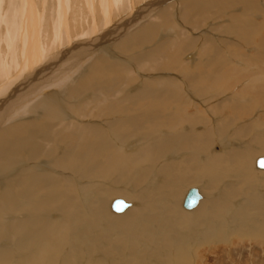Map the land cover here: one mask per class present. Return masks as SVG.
I'll list each match as a JSON object with an SVG mask.
<instances>
[{
  "label": "bare ground",
  "instance_id": "bare-ground-1",
  "mask_svg": "<svg viewBox=\"0 0 264 264\" xmlns=\"http://www.w3.org/2000/svg\"><path fill=\"white\" fill-rule=\"evenodd\" d=\"M14 1L17 0H13L12 2L9 1V3L10 5L12 4L15 14L12 9V11L9 10V3V7L7 9L2 7L4 6V3L7 2V0H0V24L3 23L5 26V32L2 33L4 37L1 35L2 37L0 38V43L5 42V40L7 43H5L7 46V48H5L7 50L6 55L5 50L3 51L5 52L4 55L2 54L0 47V77L3 74L5 75L8 73L9 69H13V65L16 64L15 67L19 69V72L14 78L19 83V88H22V86L24 88L25 86L27 87L25 84L31 82L33 76H39L41 72L45 73V71L48 70L52 64L49 62L48 64L44 65V67L39 70V73L32 72L29 74V72L23 76L24 72H26L29 68L27 69V66H25L26 64L23 65L15 63L17 61L16 59L18 53L23 49V45H34L32 42L30 43V40L34 37L28 38L27 36H33L35 29L39 30L40 28L41 30L45 31V26L44 24L42 25L44 28H41L40 26L41 22H43V14L41 15L39 12H36L37 10L34 6L36 1L19 0V8L15 5L16 3ZM130 1L134 4L133 0ZM255 1L256 0H182L180 17L182 21H185L190 26H192L191 29L193 31L202 27V20L210 17L209 13L211 12L212 8L220 9V3L226 7L232 6L235 3H243L242 5L247 11V14L244 13L246 18L243 21H241V19H237L241 22L237 23V27L230 26V28L234 30L231 33H236L239 41L244 42L246 45L252 44L253 46V42L255 40L259 41L258 35H261V33L264 31V23L260 24L257 22V15H254V12L258 11ZM87 2L88 7H90L92 4V8L89 9L93 15L91 16L93 23L91 20L92 25H89L87 31L89 34L87 33L84 35H77L76 30L83 26V24L79 23V19L75 20L79 13L77 11L74 12V6H72L73 3L71 2L72 4H69L70 0H61L60 4L57 3L59 6L56 7L57 17L55 16L54 21H52V25L49 24L52 35L49 33L50 36H47V40L41 35L43 37L42 41L39 39V37L34 38V42H37L39 48H35L33 46L34 53L31 52L32 54L27 57L28 62L35 59L38 55H40V58L43 57V55L46 58L47 54H52L56 48L60 49L63 48L64 45L70 44L71 39L69 36H72V34L74 35L75 32L76 37L91 35L93 38H86V41L83 39L82 42L80 41L77 43L76 41L75 43L71 42L74 44H70L71 47L69 48L67 47L65 50L67 52L69 49L75 50L78 46H80L78 44L82 43L83 52L90 53L93 48L96 50V47H98L97 45L101 41L103 42V38H111L112 41L116 39L115 36L112 37L115 32L112 33L113 35L108 36L110 31L108 32L106 30L103 33H99L98 30L101 29L103 24L111 25L113 20L111 12L116 10L117 13L122 12L124 9L125 0H91ZM169 2H171V0H153V2L150 3L149 0V2L145 3L144 6L140 8V10L143 11L145 8L148 10L151 6H155V4L160 6L166 5ZM132 5L131 7L133 8ZM169 5H173V2ZM43 7L44 6H42V9ZM22 9H25L23 13ZM26 9L28 10V14ZM68 10L70 11L68 12ZM167 11L168 10L165 11L161 8L157 12H160V15L163 18H168V20H170L168 13L169 11ZM18 12L19 15L26 14L24 16H27L26 21H28L26 22L24 18H21L22 23H20V19L18 21L15 20L17 18L16 13ZM137 12H140L139 9ZM251 12L253 13V16H251ZM7 13L9 15H7ZM117 13L115 12L113 16ZM101 22H103L102 25H100ZM150 22V24L147 23L141 27L137 26L136 30L131 32L129 35H123L124 37L122 40L117 43V48L125 51L131 50L136 46L143 45L144 42L151 41L153 39L154 31L159 27H157V24H155L158 22L154 21V24L152 21ZM25 25H27L29 28L25 27ZM259 25L262 28H260ZM105 27L102 26L103 29ZM228 28L229 27H227V29ZM242 29L243 31H241ZM181 30L183 31V28H181ZM172 32L173 31H171V33ZM117 33L118 35L121 34L119 32H116V34ZM182 34L187 39V41H184L185 39H177V36V38L172 39V43H170L174 46L176 45L178 50H188L193 44H198L195 43V41L199 42L197 41L198 35L196 38H190L185 30L182 32ZM243 34H249V38H244L247 35L243 36ZM6 37L8 38V41ZM215 39L211 37L204 39L203 44L200 46V51L198 52L200 53L198 57L199 59H195V56L193 57L194 52L193 55L191 52L188 55L182 53V55L185 54L186 57H189L188 61L185 63H191L189 65L190 70L188 72L179 70V68L182 67L177 65V63L176 65L173 64L166 68L159 65V62L161 63L162 61V50H164L163 48L165 44H159L155 47L153 46V49L149 50L147 53L142 52L141 54L139 53L135 55L134 60L136 61L137 66L134 68V71L132 68L128 69L129 65L126 67L127 64L125 65L123 60L119 62L117 60L110 61L107 60L105 55L100 59L99 62H97V66H95L94 69L98 70L101 75L99 78L95 79L96 82H99V80L100 82H103V85L99 82L100 85H96L95 88L98 90V88H100L102 85L99 90H102L103 92L100 95L94 94L95 96L91 100L89 99L90 101L87 104H93L95 106L90 112L88 111V107L81 109L80 106H78L80 109L77 110V106L76 108L74 107L75 103L73 106H67L69 109L67 110V108L65 109L62 106L59 100L60 95L58 96L57 93H52L51 91L48 92L49 90L45 92L44 89H40L45 88V84L40 88L35 87L34 90L37 89L38 91L40 89L38 92L40 95L37 93L38 96L33 101V103L32 101L29 105L27 103L25 106V112L27 114L33 115L30 118L37 115L42 116V119L44 120H42L43 123L36 124L31 121L32 125H30V123H24L20 125L11 124L9 126L7 125V127H3L0 130V264H57L59 259L63 260L64 264H71L70 262L73 264H85L80 263V259H85L86 255L88 257L89 255L94 257L96 250L98 253L100 252L99 254H96L103 257L101 253L102 251H106L105 247L103 246L105 244L104 242L106 239L110 240L111 236H117V240H120V238L124 236L123 239L126 241L125 244H122V248L125 250L128 249V235L126 232L128 229L126 225H121V222L129 223L131 225L130 230L132 229V233L136 238H138V235L145 234L147 237H149L148 240L152 242V234L150 232L152 231V228L149 229L146 226V223L154 227L160 224L172 231L170 227L173 225L171 223L173 220V215L176 214V222L179 224L194 221L197 217L202 216V211L205 210L207 203L200 204V206H198V203L191 209L184 207V199L191 188L187 190L182 201L183 208L191 211H189V214L187 215H184V213L182 214V212H180L178 208L180 202V197L178 196L179 190L176 188V185L181 184L179 180L193 182L198 178L194 176V173L201 167V164L199 163L200 157L196 156V152H198L199 156L201 151H207L209 146L214 143L215 140H217V135H220L222 132L221 129L218 131L217 125L216 127L211 125V120L214 121L215 119L214 115L217 116L219 114L221 115L223 111L226 112V109H229L231 106L230 103L235 102H237L238 107H242L244 109V112L236 117L231 116L230 119L232 120L231 123L233 124L237 123L235 121H237L238 117L239 119H244L245 117L258 114H255V111H258L260 114L264 113L260 112V110L263 108L262 105H264L263 94L255 101L253 99L254 97L246 100L244 103L237 101V97H240L242 94L243 96H241V98L244 100L246 99L247 96H245V94L247 92V88L249 89L252 87H248L249 85L242 87L238 92H235L236 94H228L226 98L223 97L221 101L219 100L220 102L216 101L215 103H210L209 100L216 99L218 95H209V90L217 88L215 93H218L219 90L217 86L220 84L226 85L229 82L233 84H241L242 79L247 77L239 75L244 73L243 71L245 70L249 71L248 68L252 71L249 73L250 79L246 84L251 83L250 85H254L255 82H264V69L262 68V66L264 67V60L263 64L260 65V70L263 72L259 73L258 70L256 71L257 68H260L258 66L259 64H257L258 62H256L258 61V56L252 59L246 58V61L244 60L242 62L239 57V54H242V49L237 47L235 49L234 46L236 43L233 41V39H224L223 41H220V43H222L224 46L230 47V55L228 56L226 51L223 49L224 46H221L219 41H216ZM17 40L21 42L18 48L16 47ZM259 42L260 45L264 44V38L261 37ZM172 45H170V47ZM103 49H105V47ZM98 50L100 51V49H97V51ZM178 50L177 54H179ZM260 54L264 56V50H260ZM50 57H52V55ZM50 57H48V59ZM244 57L249 56L245 55ZM40 58L38 59L40 60ZM7 59H9V61H7ZM236 59L237 62L240 60L242 62L240 64H245L247 67L243 69L242 67L239 68L240 66H237ZM13 62L14 64H12ZM130 64L132 65L131 62ZM31 66L32 65H29V71L32 70ZM137 67L140 71H144L145 73L153 72L154 74L161 71H178L183 75L184 78L181 76L180 77L186 81L185 83H187L190 87H194L200 91L198 94H201L203 97L202 102L204 101V104L202 103L201 106L203 108H200V106H197L195 103V106L192 107L194 110H188L191 108L192 101L191 99L188 101V99L183 96L185 93L182 94L180 89H182L183 85L186 84L183 82L181 87V83L176 79L177 77H169V75H166L165 77L162 75L153 76L152 79L149 80L150 82L145 84V86H141L137 82V84L130 86L131 89L126 87L130 81L135 79L134 74L139 72ZM175 75H177V73ZM13 79L6 83V86L8 87L1 86V88L3 87L5 91L3 93L0 92V101H3L0 103H4V101H8V98L15 96L16 91H22V89H17V87L10 89L12 86L11 83L14 82ZM19 79H21V81L24 79L23 83L25 81V84L20 83ZM120 81L124 82L123 87H120V84H122ZM63 83L65 84V81ZM107 83L111 84V86H105ZM233 86L235 85H232L231 87ZM261 87L263 88V86L259 85L257 90L260 91ZM80 88L76 89V91L79 92ZM122 88H124L125 91H127V88H129V91L131 92L127 93L125 96H120V90ZM184 88L185 87H183V89ZM8 90V94L3 96ZM206 95L209 98H205L204 96ZM21 108L23 109V107ZM21 108H18L19 111H15L16 113L13 115L17 119L20 117V115H24V113H20L22 112ZM232 110H234V108H232ZM69 111L74 113L76 116L71 115ZM193 111H196V119L194 123L188 118L190 114H194ZM233 113L237 114L239 112L235 111ZM5 116L6 115H3L2 117L0 115V124H3V122L6 120ZM75 117H77L76 120ZM260 118H263L262 122L264 123V116H260ZM98 119H101V122L104 121V123H99ZM183 119L185 120L184 122H186L187 119L189 120L186 123L180 122V120ZM8 121L9 120H7V122ZM255 121L261 120L257 119ZM196 124H200L199 128L202 129L196 131L197 133H194L195 131L192 132V130L195 128V126H197ZM262 124H258L256 126V123H254L253 119H251V122L248 125L243 126L241 131L246 133L245 137L249 134H253L255 137L252 138L250 136L251 139L260 141L264 136L260 133L262 130H264L262 129ZM252 125L256 127H252ZM186 126L188 129L186 128L187 130H184ZM162 127H167V131H164L165 129ZM214 132L217 134L216 137ZM238 133L239 132H237V134ZM221 136L222 135H220V137ZM218 139L220 138L218 137ZM180 142H182V145H184V149H190L188 151L186 150L185 153L180 151V155L188 154V156L182 161L171 162L168 158L172 159L173 157H177L179 154L178 151L181 150V147L179 148L177 145ZM190 143L198 144L197 149H194V153L192 152L193 150L191 149ZM221 143L225 146V148L229 149L227 150L226 154H224V156H217V159H214V164H206L208 169L213 170L214 172L217 169H223L225 164H234L236 162L242 168H244L242 163L245 162L246 157H243L242 151L240 149L237 150L238 148L231 147V142L229 141ZM186 145L189 147H185ZM57 153L60 154L59 158L56 157ZM202 158L203 157H201V159ZM208 158L210 159L209 155ZM257 158L254 160L255 164ZM154 159L165 160L166 166H158L159 168L156 167L155 163L153 162ZM203 159L206 161V163H208L205 156ZM56 160H59L58 165L56 166L62 168L63 170H59L54 167L52 168L50 166V163L54 166L55 164H53V162ZM211 163L212 162L209 164ZM128 165L130 166L129 168ZM178 173H180L182 177H177ZM135 176H150L148 182L149 187L152 188L155 186V189H157L155 192L146 195L148 198L145 200L146 204L140 203L143 206H141L139 203L137 204L140 205L139 207L141 208L136 206L131 208L130 206H132V203L127 202L126 200L129 205L124 210L113 211L111 204L115 198L110 199L111 196L116 194L129 198V195L127 192L122 191L123 189H112L107 185V183L110 182L108 180H112L116 186L119 182H124L125 179H127L129 183L130 181L133 183V180L131 179H133ZM163 177H165L164 179L167 180L166 182L162 180ZM141 179L142 178L139 180ZM152 180H154V182H152ZM160 180L165 183V187L171 186L172 182L174 181L173 183L175 184H172V190L167 191L163 188V186H156L158 183L161 184ZM124 189L128 191L127 188ZM156 195H160V199H158L159 197L157 198ZM169 197H173V200H170ZM201 199L199 201L200 203L202 201ZM161 206L163 209L160 212L159 208L161 209ZM108 208L116 215L111 214ZM124 211L125 214L119 215ZM78 226H80L81 229H79L77 232L76 227ZM116 227L119 228V231L116 229ZM106 235L109 236L105 237ZM170 237L173 238L175 236L171 234ZM133 243L134 242H132V244L129 243L130 250L133 251V255H141V258L139 261H137L138 263H134L133 258H129L132 259L130 260L131 263L151 264V262L148 260L150 258L149 255L152 252V256H155L157 252L161 253L160 251H153L156 250V248L151 250V243L148 242V244L147 241H143V243L141 242L140 246ZM111 248H107V250L110 251ZM142 248L146 250L144 254H142L143 252L141 253ZM149 250L150 253L148 255L147 253ZM17 253H19V255ZM79 254H81L83 257H79ZM60 257H62V259ZM17 258L19 259L16 260ZM108 262L109 264H115V262H111V260H108L107 263ZM87 264H91L90 261Z\"/></svg>",
  "mask_w": 264,
  "mask_h": 264
},
{
  "label": "rangeland",
  "instance_id": "rangeland-1",
  "mask_svg": "<svg viewBox=\"0 0 264 264\" xmlns=\"http://www.w3.org/2000/svg\"><path fill=\"white\" fill-rule=\"evenodd\" d=\"M9 1L12 2L13 0H7V2H5V3L3 2L4 6H2V7L7 9L10 5ZM32 1H36L34 4V6L36 7V10H37L36 12L37 13L39 12L41 15L43 14L42 15L43 16L42 17L43 22H41L40 26H41V28H44V26H45V31L41 30L40 28H39V30L35 29L36 32L34 31L33 36H27V37L28 38L39 37V39L41 41H42V38L44 37L47 40V36H50V34H51V29H50L51 27H49V24L52 25V21H54L55 16L57 15V8L56 7L59 6L57 3L60 4L61 0L60 1L59 0H43L44 2L41 0H32ZM87 1H91V0H85V1L84 0H70V3H69L70 5L73 3L72 6H74L73 7V9L75 10L74 12L77 11L79 13V15L75 18V20L79 19V23L83 24V26L79 27V29L76 30L77 35L78 34H82V35L87 34L89 25H92V23H93V19L91 18V16H93V15L91 14L92 12L89 9V8H92V4L90 5V7H88ZM128 1H129V3H128ZM133 1H134V4L130 0H125L124 9L122 10V12L117 13V10L111 12V14H112L111 16L113 19L111 22V25H109V24L108 25H104V24L102 25L103 22H101L100 25H102L103 27H105V26H108V27H105L103 29L101 26V29L98 30L99 33H103L104 31L107 30L108 32L110 31L108 33L109 34L108 36H110V35H113L112 33L115 32L112 37L115 36L116 39L115 40L113 39L114 41H112L111 38H107V39L103 38V42L101 41L97 45L98 47H96V50L93 48V50L90 53L89 52H86V53L83 52L82 43H79L78 45H80V46H78L75 50L69 49L68 52L65 51L67 49V47L68 48L71 47L70 44H74L75 41L77 43L80 41L82 42L83 39H84V41H86V38H88V39L93 38V36H91V35L76 37V35H75L76 32L74 33L75 36L73 34H72V36H69L71 39L70 41L74 42V43L70 42V44L64 45L63 48H60L62 51L59 48L58 49L56 48L55 51L52 50L54 52L52 54L51 53L47 54L46 58L43 55V57H41L42 60L40 58V55H38L35 59L28 62L27 57L30 54H32L31 52L34 53V47L39 48L37 42H34L35 41L34 38H32L30 40V43L32 42L34 45H30V44H29V46H27V44H25L26 46L23 45V49L20 50V52L18 53V56L16 59L17 61L15 62L18 64H23V65L26 64L25 66H27V69L29 68L26 72H24L23 76H25V74H27L29 72H30L29 74H31L32 72L39 73L40 72L39 70L42 69V67H44V65L48 64L49 62H50V64H52V66H50L49 69L45 71V73L41 72L39 76L38 75L33 76L32 77L33 79H31L30 83L27 81L28 83L25 84V81L23 83L24 79L22 81H21L22 78L19 79L20 83L27 85V87L25 86L24 88H23V86H22V88L21 87L19 88V83L14 78L17 76V74L19 72V69L15 67L16 64L13 65V69L12 68L9 69L8 73H6L5 75L3 74L2 75L3 77L2 76L0 77V92L1 93H3L5 91L3 89V87L1 88V86L8 87V86H6V83L10 82V80L13 78H14L13 79L14 82L11 83L12 86L10 87V89L13 87H17V89H22V91H19V90L16 91L15 96L8 98L7 99L8 101H6V102L4 101V103H0V107H1L0 115L2 117H3V115H6L5 116L6 120L4 121L6 123L3 122V124H0V130L3 127H7V125L9 126L11 124L12 125H15V124L20 125V124H24V123H27V124L30 123V125H32L31 124L32 122L36 123V124L43 123L44 120L42 119L43 118L42 116L37 115V116L30 118L33 115L27 114L25 112L26 111L25 106L27 105V103H28V105L31 104V101L33 103V101L37 98L38 94L40 95V93H38L40 89L41 90L44 89L45 92L49 90L48 92L51 91L52 93H57L58 96L60 95L59 100H60L62 106L65 109L67 108V110H69L67 106H69V107L73 106V104L75 103L74 107L76 108V106H77V110H79L80 108L84 109V108L88 107V111L89 112L92 111L95 106L93 104H87V103L95 95H100L103 92L102 90H99L103 85V82H100V80H99V82L102 83V85L100 86V88H98V90H96V88H95L96 85H100V83L98 81L96 82L95 79L99 78V76H101V75H100V72L98 70H94V69H95V66H97V62H99L100 59L103 58L105 55H106L105 57H107V60H110V61H116L117 60L119 62V61L123 60L124 64L125 65L127 64L126 67H128V65H129L128 69L132 68V70L134 71V68H136V66H137L136 61L134 60L135 55H137L139 53L141 54L142 52L147 53L149 50L153 49V46L155 47L159 44H165L164 48H163L164 50H162L163 51L162 61H161V63L159 62V65L161 67L166 68V67H169L173 64L176 65V63H177V65L182 67V68H179V70H182L184 72H188L190 70L189 65L191 63H185L189 59V57H186V55L190 54V52L193 55V52H194L193 57L195 56L194 57L195 59H199L198 57H199L200 53H198V52L200 51V46L203 44L205 38H207V37H211L214 39L216 38L215 40L219 41V43H220V41H223L224 39H229V40L233 39V41L236 43V45L234 46L235 49H236V47L242 49V54L239 52L241 54V55L239 54L240 60H242V62H243L244 60L246 61V58L252 59V58L258 56V61H256V60H254V61L258 62L257 64H259L258 66L260 68H257L256 71L258 70L259 73L263 72L262 70H260L261 69L260 65L263 64L264 56L262 54H260V50H264L263 49L264 44L260 45L259 41H260L261 37L264 38V31L261 33V35H258L259 41L255 40L253 42V46H252V44L246 45L244 42L239 41L237 34L231 33L234 30L232 28H230V26L237 27V23L243 21L246 18L245 17L246 15H244V13L247 14V11H246V8L243 7V5H242L243 3H239V4L235 3L229 7L223 6L220 3L219 4L220 9L219 8L218 9L212 8L211 12L209 13L210 17L202 20V25H201L202 27L198 28L197 30L192 31V29H191L192 26H190L185 21H182V19L180 17V15H181L180 14L181 13L180 8H182V4H181L182 0H171V2H169L166 5H160L161 7L158 4H155V6H153V7L151 6L148 10H146V8L144 10L142 9L143 11H141L140 8L142 6H144L145 3H148L149 0H133ZM14 2L16 3L15 5L18 6V8H19L20 7V1L17 0ZM152 2H153V0L152 1L150 0V3H152ZM172 2H173V5H169ZM8 3H9V5H8ZM126 3H127V5H126ZM41 4H42V6H44L43 9H42ZM95 5H96V3H95ZM129 5H130V7H129ZM131 5L133 6V8L131 7ZM255 5L258 9L257 12H254V15L255 16L257 15L256 20H258L257 22H259L260 24H263L264 23V0H256ZM10 7H9V10L10 11L13 10V12H14L12 4L10 5ZM157 8H159V9H157ZM161 8H162V10H165V11L168 10L169 11V12L168 11L167 12L169 13L170 20H168V18L167 19L163 18L160 15V12H157ZM138 9L140 12H137ZM24 10L25 9H22V13L24 12ZM82 10H84V11H82ZM69 11L70 10H68V12ZM115 12L117 14L113 16V14H115ZM14 14H15V12H14ZM16 14H17L18 19L16 18L15 20L18 21L20 19V23H22L21 18H24L26 21L27 16H24L26 14L19 15V12ZM27 14H28V10H27ZM250 14H251V16H253L252 12ZM259 14H260V16H259ZM7 15H9V14L7 13ZM41 15H39V16H41ZM196 19H198V18H196ZM237 19L238 20L241 19V21H238ZM91 20H92V23H91ZM173 20H174V22H173ZM150 21H152L153 24L155 22H158L155 24H157V27H159V28H156V30L154 31L153 39L151 41L144 42L143 45L136 46L135 48H133L131 50L125 51V50H122L120 48H117V43L120 42V40H122V38L125 35H129L131 32L136 30L137 26L141 27L147 23L150 24L151 23ZM89 22H90V24H89ZM131 22H133V23H131ZM176 22H178V23H176ZM45 23H47V24H45ZM43 24H44V26L42 27ZM12 27H13V25H12ZM25 27L29 28L27 25H25ZM180 27L183 28V31L185 30L188 33L190 38H196L198 35L197 41H199V42L195 41V43H198V44H193L191 48H189L188 50H184V51H181V49L178 50L176 45L174 46V45L170 44V43H172L171 40L174 38L176 39L177 36H178L177 39H183V40L185 39L184 41H187V39L182 34L183 31L181 30ZM227 27H229V28L227 29ZM259 27H260V25H259ZM260 28H262V27H260ZM243 29H244V27H243ZM243 29L241 31H243ZM0 30H2V31H0V38H1L2 36L4 37V35L2 33L5 32V26L3 23L0 24ZM171 31H173V32L171 33ZM116 32H119L121 34L118 35V33L116 34ZM180 33L182 36L180 35ZM259 33H260V31H259ZM244 35H247L244 38H246V37L249 38V34H243V36ZM6 39L8 41L7 37H6ZM17 42H16V44H17L16 47L18 48L19 45L21 44V42L18 40H17ZM164 42H166V43H164ZM5 43H6V40H5V42L0 43L1 51H2L3 55L5 52H6L5 55L7 54V50L5 49V48H7V46H6L7 43L6 44ZM170 45H172V46L170 47ZM220 45L224 46L222 43H220ZM104 47H105V49H103ZM90 48H89V50H90ZM97 49H100V51L99 50L97 51ZM223 49L226 51L227 56L230 55V53H229L230 47L224 46ZM257 49H259V50H257ZM4 50H5V52H3ZM177 50L179 51V54H177ZM79 53H80V55H79ZM87 53H89V54H87ZM182 53H185L186 55L185 54L182 55ZM77 54L79 55L80 58L78 57ZM51 55H52V57H50ZM164 55H166V56H164ZM245 55L249 56V57H244ZM48 57H50V58L48 59ZM117 57H118V59H117ZM7 58H9V57H7ZM38 58H40V60ZM55 59H56V61H55ZM240 60L238 61L239 62L238 63L237 59H236L237 66L238 67L240 66L239 68L242 67V69L246 68L247 65L240 64V63H242ZM7 61H9V59H7ZM182 61H183V64H182ZM22 62H24V63H22ZM130 62L132 63V65L130 64ZM12 64H14V62ZM29 65H32L31 71H29L30 70ZM77 66H79V67H77ZM262 68L264 69L263 66H262ZM137 69L139 72L136 71L137 74H134L135 79L130 81L126 87L130 88V86L137 84V82L139 85L145 86V84H148L150 82L149 80H151L153 76H161V75L164 77L166 75H169V77H175V78L177 77L176 79L181 83V87H182L183 82L184 83L186 82L185 80H183V78H184L183 75L181 73H179L178 71H173V70H170L169 72L168 71H166V72L161 71V72L154 74L153 72L145 73L144 71H140L138 67H137ZM248 70L249 71H246V70L243 71L244 73H242V74L238 73V74H240L239 76L247 77V78L242 79L241 84L240 83L233 84V83L229 82L226 85L220 84L219 86H217L218 90H219L218 93L222 94V95L215 93L217 88H214L213 90H209L210 91L209 95H215V96L218 95L216 99L209 100L210 103H213V102L215 103L216 101H219V100L221 101L223 99V97L226 98L228 96V94L238 92L242 87H245L247 85H249L248 87H250V86H252V87L249 89L247 88V92L245 94V96H247L246 99L244 100L241 98V96H243V94H242V95H240V97H237L238 98L237 101L244 103L246 100L251 99L253 97H254L253 99L255 101L258 99V97H261L262 94L264 95V82L263 83L255 82L254 85H250L251 83L246 84L250 79L249 73L252 71L249 68H248ZM170 72H172V73H170ZM54 73H56V74H54ZM176 73L178 76L175 75ZM45 75H46V77H45ZM146 76H148V77H146ZM180 76L183 78H181ZM236 76H237V74H236ZM1 78H3V79H1ZM59 79H60V81H59ZM233 80H235V79H233ZM29 81H30V79H29ZM64 81H65V84L63 83ZM48 82H50V83H48ZM13 83H14V85L17 83L18 85L16 84L17 86L16 85L14 86ZM120 83H122V84H120V87H123L124 82L120 81ZM44 84L46 85L45 88H40V87L44 86ZM185 84L186 85H183V87H185L184 89H183V87H182V89H180V88L179 89L182 92V94L185 93L183 96H185L188 99V101L191 99L192 104H193V105L191 104V108L193 106H195L194 105L195 103L197 104V106H200V108H203V107H201L202 103L204 102V101L202 102L203 97L201 96V94H198V92H200V91H198L194 87L193 88L190 87L187 83H185ZM37 85H39V86H37ZM232 85H235V86L231 87ZM259 85L263 86V88L261 87L260 91L257 90ZM105 86L110 87L111 84L107 83V84H105ZM35 87L36 88L39 87L40 89L38 91H37V89L34 90ZM79 88H80L79 92L76 91V89H79ZM129 88H127L128 89L127 91H125L124 88H122L120 90V92H121L120 96H125L127 93H130L131 91H129V90L131 88L130 89ZM208 88H209V85H208ZM228 88H230V89H228ZM118 89H119V87H118ZM30 90H32V91H30ZM35 91H37V92H35ZM8 92H9V90L7 92H5L6 94H4L3 96H6L8 94ZM181 92H179V93H181ZM27 93H28V95H27ZM32 95H33V97H32ZM258 95H260V96H258ZM90 96H91V98H90ZM180 96H181V94H180ZM204 97L209 98V97H207V95ZM181 98H183V97H181ZM262 98H263V96H262ZM27 101H29V102H27ZM0 102H3V101L1 100ZM230 104H231V106L229 107V109H226V112L223 111L221 113L222 116L220 114L217 116L214 115V118H215L214 121L211 120V125H213V127H216V125H217L218 131H220V129H221L222 132H221V134L219 132V134L222 136L220 137V135H217L214 132L215 137L217 135V137H216L217 140H215L214 143H212L209 146V149L207 151H204V152L201 151L199 156H198V152H196V156L200 157L199 163L201 164V167L194 173V176L198 177V178L193 182H188L186 180H179L181 184L176 185V188L179 190L178 196L180 197V202H179L178 208H179L180 212H182V214L184 213V215L189 214V211H191V210L184 209L182 206V201H183V198L185 197L187 190L189 188H192V187L199 188V190L202 193L204 198L202 197V199H201L202 201H201V203L199 202L198 206H200V204L207 203L205 210L202 211L203 212L202 216L197 217L194 221H189V222L179 224L176 222L177 217L175 216L176 215L175 214V215H173V220L171 222L173 225H171V227H170L172 231L168 230L167 227H164L160 224L154 227V226H151L150 224L146 223V226L149 229L152 228V231H150L152 234V236H151L152 242L150 240H148L149 237H147V235H145V234L138 235V238H136L135 235L132 233V229L130 230L131 225L129 223L121 222L120 224L126 225L127 229H128V230H126L127 235H128V239H127L128 249L125 250L124 248H122V246H123L122 244H125V241H126L123 239L124 236L122 238H120V240L119 239L117 240V236L112 234L115 236V238H114V236H111L110 240L106 239L104 242L106 245L104 244L103 246L105 247L106 251H104V252L102 251L101 254L103 257L98 256L97 254H99L100 252L98 253L96 250L97 254L94 251V253H95V255L93 253L94 257H91L90 255L88 257L86 255V258H85L86 261L84 258H81L80 259L81 261H79L80 263L87 264L90 261L91 264H105V263L109 264V262L107 263L108 260L109 261L111 260V262L114 261L115 264H134L135 262L138 263L137 261H139V259L141 258L140 257L141 255H139V254L133 255V251L130 250L129 243L132 244V242H134L136 245L140 246L141 242L143 243V241H147V243L148 242L151 243V250L156 248V250H153V251H160L161 252V253L157 252V254L155 256H152L153 252L149 255L150 250L148 251L147 254L150 256V258L148 260L151 262V264H155V263L156 264H264V169H257L256 166L254 165L255 164L254 163L255 158H257L258 156L264 155V136H263L264 130H262L260 132L261 134H263L262 135L263 137L261 138L260 141H256V140L251 139V137L252 138L255 137L253 134H249L245 137L246 133L241 131V128H243V126L248 125L251 122V119H253V122L256 123V126L258 124H262L263 118H260V116L263 117L264 113L260 114L258 111H255L254 113L255 114L258 113V114L245 117L244 119H239V117H238L237 121H235L237 123L233 124V123H231L232 122V120L230 119L231 116L236 117V116L240 115L242 112H244V109L242 107H238L237 102L230 103ZM84 105H85V107H84ZM78 106H80V108ZM21 107H23V109ZM262 107L263 108L260 110V112H264L263 111L264 105H262ZM18 108H21L22 112H20V113H24V115H20V117L18 116L19 118L17 119L13 115L19 111ZM191 108L188 110L189 111L194 110L193 108L192 109ZM232 108H234V110H232ZM258 109H256V110H258ZM75 111H76V109H75ZM197 111H198V109H197ZM235 111L239 112V113H237V114L233 113ZM193 113L194 114H190L188 116V118L191 119L194 123L195 119H196V111H193ZM254 113H252V114H254ZM71 115L76 116L74 113H71ZM254 116H256V117H254ZM76 118L77 117H75V120H76ZM183 118L186 119L185 117H183ZM184 119L180 120V122L183 123L185 121ZM189 119H187L186 122H188ZM257 119H260L261 121H255ZM7 120H9V121L7 122ZM79 120H80V118H79ZM98 122L102 123V124L104 123V121L101 122V119H98ZM186 122H184V123H186ZM247 122H248V124H247ZM196 125L198 127L195 126V128L192 130V132L195 131L194 133H197L196 131L202 129V128H199L200 124H196ZM256 126L252 125V127H256ZM162 128L165 129L164 131H167V127H162ZM186 128L188 129V127L186 126L184 128V130H187ZM262 129H264V123L262 124ZM223 130H224V132L226 130V132L224 133ZM237 132H239V133L237 134ZM225 136H226V138H225ZM218 137L220 139H218ZM224 140L227 142L228 141L231 142L230 143L231 147L238 148L237 150L240 149L242 151L243 157H246L245 162L242 163L244 168H242L236 162L234 164H225L223 169H217L214 172H213V170L208 169L207 165L214 164L215 163L214 159H217L216 158L217 156H224V154H226L227 150L229 149V148H225V146L221 143V142L224 143L225 142ZM182 142L177 144L179 148L181 147V150H179L178 153L180 151L185 153L186 150L187 151L190 150L188 148L184 149V145H182ZM247 143H248V145H247ZM190 145H191V149L193 150L192 152L194 153L195 152L194 149H197L198 144L190 143ZM261 145H262V147H261ZM185 147H189V146L186 145ZM231 149H234V148H231ZM237 150H235V151H237ZM208 155H209L210 159L208 158ZM59 156H60V154L57 153L56 157L59 158ZM187 156H188V154L180 155V153H179L177 155L178 158L173 157L172 159L171 158H168V159H170L171 162H178V161H182V160L186 159ZM204 156L207 159L208 163H206V161H204V159H203ZM201 157H203V158L201 159ZM208 160L212 163L209 164L210 162ZM58 161L59 160H56L55 162H53V164H55L54 166L50 163V166L52 168L54 167L56 169L63 170L62 168L56 166V165H58ZM153 162L155 163L156 167L166 166L165 165L166 161L163 159L162 160L161 159H157V160L154 159ZM129 167L130 166L128 165V168ZM173 172H175V171H173ZM211 172H213V173H211ZM177 177L180 178V177H182V175L180 173H178ZM140 178H142V179L139 180ZM164 178L165 177H163L162 180L164 182H166L167 180ZM149 179H150V176L149 177L135 176L133 179H131V180H133V183L131 181L129 183V181L127 179H125L124 182H119L116 186L112 180H108L110 182L107 183V185L110 186L112 189H115V190L123 189L122 191L127 192L129 195V198H127L126 196H123V195L114 194L113 196H111L110 199L122 198L125 201L127 200V202L132 203V206H130L131 208H133L134 206L141 208L139 206L141 204H146L145 200L148 199L146 197V195H149V194L155 192V190L157 189V188L155 189V186L152 188L149 187V185H148ZM162 180H160L161 184L158 183L156 186H158V185H160L159 187L163 186V188L167 191L172 190V188H173L172 184H175V183H173L174 181L172 182L171 186L165 187L164 186L165 183ZM152 182H154V180H152ZM146 186H147V188H146ZM124 188H127L128 191ZM134 194H136L138 196H136ZM217 194H219V195H217ZM156 197L157 198L159 197L158 199H160V195H156ZM169 199L173 200V197H169ZM138 203L139 204L141 203V204L137 205ZM141 206H143V205H141ZM108 207H109V203H108ZM207 208H208V210H207ZM162 209L163 208L161 206V209L159 208V211L161 212ZM194 209H196V208H194ZM194 209H192V210H194ZM108 210L111 214L116 215V214L112 213L109 208H108ZM127 210H126V212H127ZM123 214H125V211L119 215H123ZM155 223H156V220H155ZM79 229H81L80 226L76 227L77 232ZM116 229L119 231L118 227H116ZM171 234H173L175 237H173V238L170 237ZM107 236H109V235H106L105 237H107ZM167 238H168V240H167ZM107 248H111V250L109 251V250H107ZM116 248H117V250H116ZM141 250H142L141 253L143 252L142 254H144V252L146 251L143 248ZM17 254L19 255V253H17ZM78 256L83 257L81 254H79ZM60 258L62 259V257H60ZM129 258H133L134 263H131L130 260H132V259H129ZM18 259L19 258H17L16 260H18ZM70 263L73 264L72 262H70ZM57 264H64L63 260L59 259ZM74 264H77V263H74Z\"/></svg>",
  "mask_w": 264,
  "mask_h": 264
},
{
  "label": "water",
  "instance_id": "water-1",
  "mask_svg": "<svg viewBox=\"0 0 264 264\" xmlns=\"http://www.w3.org/2000/svg\"><path fill=\"white\" fill-rule=\"evenodd\" d=\"M255 166L259 169H264V156H260L257 158ZM201 198L202 195L199 192V189L196 187L191 188L184 199V207L187 209L195 207L199 203ZM128 205L129 204L124 199L116 198L113 200L111 208L113 211H122Z\"/></svg>",
  "mask_w": 264,
  "mask_h": 264
}]
</instances>
